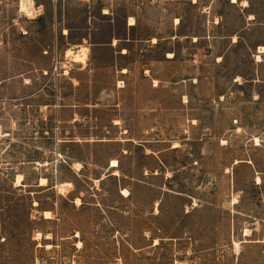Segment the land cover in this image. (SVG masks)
<instances>
[{"label": "rangeland", "instance_id": "374dc122", "mask_svg": "<svg viewBox=\"0 0 264 264\" xmlns=\"http://www.w3.org/2000/svg\"><path fill=\"white\" fill-rule=\"evenodd\" d=\"M18 1L0 5V264H264V15L247 39L239 9L214 25L229 0H36V19Z\"/></svg>", "mask_w": 264, "mask_h": 264}, {"label": "crops", "instance_id": "0c3cea01", "mask_svg": "<svg viewBox=\"0 0 264 264\" xmlns=\"http://www.w3.org/2000/svg\"><path fill=\"white\" fill-rule=\"evenodd\" d=\"M196 1V2H195ZM199 1L202 0H191L192 5L196 6L199 4ZM238 1L237 4L233 3L232 0H229L228 3L224 4L225 7L221 10V12H217L216 11V17H215V26H220L222 28H225V23L228 19H230V17L234 14H236V12L239 11L242 13L243 17L240 16V20H244L243 24L245 25V28H242L241 30L243 32H245V36L248 38H250L251 35V31H252V25H254V22L259 21V17L264 15V0H235ZM2 0H0V5H1ZM244 2H247L249 4V6L246 8L243 5ZM223 6V5H222ZM263 6V7H262ZM207 11H210L209 8H207ZM263 12V13H262ZM208 14V12H207ZM211 13H209L210 15ZM264 18V16H263ZM178 20V19H177ZM247 25V28H246ZM242 37H241V33H238L236 31H232L230 34H223L219 35V37H217L216 39V43H222L224 41H231V45L234 46L236 44H239V42L241 41ZM260 47H264V45L260 46ZM217 58H221V55H216ZM125 69H122V71Z\"/></svg>", "mask_w": 264, "mask_h": 264}, {"label": "bare ground", "instance_id": "6f19581e", "mask_svg": "<svg viewBox=\"0 0 264 264\" xmlns=\"http://www.w3.org/2000/svg\"><path fill=\"white\" fill-rule=\"evenodd\" d=\"M195 2H196V1H195ZM237 3H238V1H235V4H237ZM242 6H244V7L247 8V7L249 6V4H248L247 2H244ZM24 10L26 11V13H27L28 15L32 16V15L34 14V4H33V3H30L29 6H25V7H24ZM179 24H180V22H179V20H177V21H176V25H179ZM135 25H136L135 21H134L133 19H130V21H129V26H130V27H134ZM153 43L156 44L157 41L154 40ZM117 45H118V41L115 40V41L113 42V46L117 47ZM259 51H260L259 54H264V47H260ZM88 53H89V49H88V48H86V47H80L79 50H77V51L69 50V51L67 52V58H68V59H71L72 62L77 63V64H80V65H82L83 67H85V66H87V56H88ZM124 53H125V52H124ZM169 58L173 59V58H174L173 54H170V55H169ZM258 61H259V62L261 61V56H258ZM67 73H68V72H67ZM123 73H127V71L124 70ZM156 84H158V83L156 82ZM178 147H179V144H178V143H175L174 148H178ZM149 152H150V151H149ZM237 163H239V161H238ZM235 165H236V163H235ZM75 166H76V168L80 169L81 164H77V165H75ZM118 167H119L118 162H117V161H113V164H112L111 168H112V169H117ZM117 171H118V170H117ZM117 171H115V172H117ZM118 174H119V173L117 172L116 175H118ZM104 179H105V178H104ZM258 181L261 182V181H262L261 178H258ZM22 184H23V177L19 176V177H18V180H17V183H16V187H21ZM46 185H47V181H46L45 179H42V181H41V186H46ZM59 187H60V186H59ZM65 187H66V185H63V186H61L60 189L65 188ZM66 188H67V187H66ZM66 190H67V189H66ZM64 193H65V192H64ZM125 194H127V191H125ZM127 195H128V194H127ZM128 196H129V195H128ZM128 196H127V197H128ZM81 203H82L81 200H80V199H77V204L80 205ZM237 203H238V201L235 200V201H234V205L237 204ZM44 216H45V219H51V218H52V213H51V212H44ZM250 235H251V232H250L249 230L246 231V236L249 237ZM41 238H42V236H41V234H39V235H38V240L41 239ZM48 240H49V238H48ZM260 243H264V238H263V240H262ZM80 246H82V243H79V247H80ZM235 246H237L238 249L240 248V244H238V243H236Z\"/></svg>", "mask_w": 264, "mask_h": 264}, {"label": "built area", "instance_id": "2783aa9c", "mask_svg": "<svg viewBox=\"0 0 264 264\" xmlns=\"http://www.w3.org/2000/svg\"><path fill=\"white\" fill-rule=\"evenodd\" d=\"M233 3H235V0H232ZM30 3L34 4V14L32 16L28 15L26 11L24 10L25 6H29ZM18 10L19 14L24 15L26 18H39L43 15L44 8L43 6H39L36 4V0H19L18 1Z\"/></svg>", "mask_w": 264, "mask_h": 264}]
</instances>
